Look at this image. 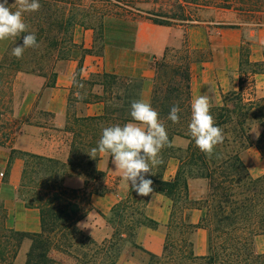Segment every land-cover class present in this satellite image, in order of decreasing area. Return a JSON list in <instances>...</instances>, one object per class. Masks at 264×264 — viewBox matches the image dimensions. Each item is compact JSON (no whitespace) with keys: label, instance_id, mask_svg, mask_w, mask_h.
<instances>
[{"label":"trees","instance_id":"16d2710c","mask_svg":"<svg viewBox=\"0 0 264 264\" xmlns=\"http://www.w3.org/2000/svg\"><path fill=\"white\" fill-rule=\"evenodd\" d=\"M234 1L93 0L86 5L83 0H39L40 10L24 13L23 18L28 31L35 33L37 42L42 40L53 49L59 48L57 61L76 60L75 55L79 54L76 80L81 75L85 57L94 54L97 40L111 38L113 32H117L127 34L120 39L125 44L127 40H133L136 26L142 20L163 27L185 26L198 21L196 12L201 8H229ZM158 4L161 5L159 9L141 8V5ZM78 27L92 32L91 48L75 43L73 33ZM246 52L244 64L250 67L251 75L264 74V64H251L248 50ZM18 61L13 60L9 65L14 74L36 73L45 78V87L54 86L56 72L50 82L47 70L23 69ZM191 63L185 43L181 49L166 48L160 59L153 57L149 64L154 76L148 103L159 113L170 142L178 136L189 143L182 155L173 146H165L160 153L162 163L153 169L155 175H146L153 181L154 194H161L171 202L161 253L151 254L135 243L134 248L147 255L145 264H264V252H257L254 248L255 239L264 235V174L251 176L238 154L221 158L213 151L208 156L195 145L188 129ZM240 67L242 69V63ZM5 68L0 66V73ZM11 78L0 79V83H8ZM97 78L96 85L101 87V94H91L84 103H101V114L78 116L70 113L67 106L64 130L72 137L67 163L18 152L24 159L17 196L25 208L39 211L40 231L28 234L7 228L5 209L0 202V264H17L16 258L24 239L32 242L25 264H66L53 259L50 255L54 253L66 256L67 264H119L120 252L117 250L121 242L134 237L140 227H158L156 221L145 215L152 195L142 197L131 188L104 217L112 229L109 238L98 243L77 227L91 209V196L103 191L90 189L88 177L83 189H67L62 185L63 178L66 174L81 175L76 165L80 156L83 154L89 160L88 153L97 147L103 128L132 121L131 104L141 101L142 85L130 87V78L107 72L97 74ZM241 91L239 88L237 93L222 95L219 105H210L211 114L220 128L234 125L239 139L254 146L264 159V97L245 99ZM174 105L181 109L180 121L176 124L167 119ZM256 128L259 137L253 141L251 132ZM14 137L9 128L1 132L0 146L11 149ZM225 143L235 144L236 138ZM171 158H177V170L172 179L165 180L163 172ZM95 160H99V153ZM95 174L100 175L94 169L90 179ZM196 179L205 180L206 191L203 197L193 200L189 181ZM194 209L203 211L197 224L189 221V213ZM198 229L207 232L206 253L202 256L194 253L192 236Z\"/></svg>","mask_w":264,"mask_h":264},{"label":"crops","instance_id":"0c3cea01","mask_svg":"<svg viewBox=\"0 0 264 264\" xmlns=\"http://www.w3.org/2000/svg\"><path fill=\"white\" fill-rule=\"evenodd\" d=\"M197 24L206 23L197 22ZM210 24L223 25V23H218V19ZM237 25L240 28L216 29L218 33H222L223 38L218 45L213 46V50L217 55L213 56L212 63L200 62L199 65H194L191 58V102L200 95H207L210 105H219L222 101V95L237 93L239 92V88H241L244 96L247 95V91L251 90L257 97H264V74L251 75L250 71H245L240 67V48L242 42L239 41V34L242 33L245 25L248 24L238 22ZM255 27L251 31L252 39L249 44V61L251 64H264V14L261 15L259 23ZM84 32L86 37L92 35L91 31ZM140 34L139 32V38H137L139 49L151 51L152 55L159 56L161 53L160 48L156 47L152 42L140 45ZM205 34V29L201 26L189 27L187 38L190 53L205 51L207 49ZM236 36H238L237 39ZM86 40L83 46L89 49L92 46V42ZM74 41L75 43H81L77 39ZM90 58L91 56L85 57L83 68L86 67V62ZM58 66L53 87H45L46 80L43 77H29L26 75L22 77L17 76V82L15 81L13 84V90L15 91L21 85L20 82L27 84L29 87L14 114L17 121H20L22 124L14 133L15 137L12 141L11 149L0 146V170H2L0 173H3V170L8 168L6 179L0 183V202L5 209L6 227L20 233H38L40 231V215L36 209L25 208L23 202L17 196L23 161L16 157H13V160H11V151L39 155L62 163H67L69 157L70 134L65 132L64 129L68 97L73 88L77 62L71 60L59 63ZM143 79V83L141 84V100L148 102L153 86L152 75H145ZM97 87L99 92L97 91L95 94L100 95L101 87L99 85ZM34 109L47 113L49 116L51 114L49 121L51 125L27 123L25 120L31 116ZM85 110V116H96L102 113L103 105L101 103L88 104ZM188 143L187 139L178 136H174L171 140L173 148L179 155L185 153ZM112 159L110 154L99 153V160L96 162L95 170L103 179L101 183V191L103 193L91 196L89 200L90 211L84 219L77 223V225H81V227L77 226L80 230L97 242H101L109 237V230L104 217L109 214L113 205L123 198L122 196L128 190L122 183L121 174L115 171ZM177 165V158L168 160L166 169L163 172L165 180H170L174 177ZM86 180L87 177L85 175L66 174L62 180V185L67 189L80 190L85 187ZM94 183H88V187L93 189L98 185L97 182ZM194 183L195 185H203V180H190L189 186L194 185ZM199 198V196H193L191 199L197 200ZM170 209L171 202L168 198L161 194H153L146 206L145 215L156 221L158 227L156 229L147 227L137 229L134 235L135 244L151 254L159 255L162 251ZM202 216L203 211L191 210L189 221L192 224H197ZM193 235L194 253L195 255L202 256L206 253L205 250H202V245L205 238L207 239V232L204 229H198ZM31 244V240H23L21 251L16 258L17 264H25Z\"/></svg>","mask_w":264,"mask_h":264},{"label":"rangeland","instance_id":"374dc122","mask_svg":"<svg viewBox=\"0 0 264 264\" xmlns=\"http://www.w3.org/2000/svg\"><path fill=\"white\" fill-rule=\"evenodd\" d=\"M83 1L84 4L90 5L93 0ZM167 1L171 2L173 0H158L159 3H167ZM0 2H3V0H0ZM234 2L235 3H233L229 8L225 7L218 9L211 6L208 8H201L199 11H197V22H204L206 24H197V22H194L185 26L163 27L153 25L147 20H142L136 26L137 28L133 40H127L125 44L121 43L120 41L122 37L127 36V34L124 33L121 34L113 32V36L111 35V38L104 39L103 41L97 40L96 44H94V54L86 62V67L83 68L80 77L76 80L74 77L73 88L68 97V107L70 109V113H74L78 116L86 114L85 109L88 104H85L84 101L88 99L91 94H95L97 91L99 92L97 89L98 85H96V83L98 82L97 74L100 72L117 74L121 78H130L131 81L129 82L130 87L132 88H136L138 85H141L145 75H152L153 79L154 71L149 65L153 57L160 59L166 48L181 49L185 43L188 47L189 43L187 38V30L191 26H201L205 29L206 33V42L208 46L207 49L205 51L189 52L194 65H199L200 62L212 63L213 56L217 55V53L213 50V46L218 45L223 36L221 35L222 33H218L216 29L240 28L237 25L238 22L247 23L248 25H245L242 33L239 34V41L242 42L240 48V60L242 63V69L245 71H250V67L244 64V61L246 60L245 55H248L246 52L247 50L248 53L250 52L249 44L251 43L252 39L251 31L256 28L255 25L259 23L261 15L264 14V0H236ZM14 3L15 0H8V5H12ZM160 6L161 5L159 4L156 6L141 5V8L144 10H151L153 8L159 9ZM12 10L15 11L16 8L12 7ZM216 19H218V23H223V25L210 24ZM139 32L141 33L139 39L140 45L152 42L156 47L160 48L161 53L159 56L152 55L151 51H142L139 49V46H137ZM22 36L23 35H20L14 39L9 38L4 41H0V66L7 67L1 71L0 79L4 81L7 76H9V78L12 77L8 83H0V133L4 132L8 128L12 130V133H15V131H17L22 124L20 121H17V119L14 117V114L29 86L20 82L21 85L17 87L16 91L13 90V84L16 81L17 76H37L36 73L30 74L18 72L14 74V72L10 70L11 68L9 65L11 62L13 60H19L18 64L23 69H34L36 71L47 70L45 72H47V78L50 82L53 78L52 74L54 72L57 73L59 68L58 64L67 62L57 61L56 55L59 48L53 49L42 40L37 42L39 47L26 48L22 57L17 59L11 53L12 49L16 45L22 44ZM231 38H233V36H231ZM237 38L238 36H236V39ZM73 39L81 41L80 44L82 45L85 44L86 39V41H91L93 44V34L86 37L85 32L79 27L74 30ZM75 56L76 60L72 61L77 62L79 54L77 53ZM246 94L247 95L244 96L245 99L257 97V95L253 94L251 90L247 91ZM50 118L51 114L49 116L47 113H43L34 109L31 116H29L25 121L27 123L33 124L44 123L46 125H51V123H49ZM2 125L4 127H1ZM221 129L223 130L224 141L223 143L215 146V155L219 154L221 158H226L230 154H238L251 176L258 177L264 174V159L261 158L259 152L254 146H249L245 140L239 139L236 127L231 124L223 126ZM69 138L71 144V135H69ZM233 138H236V143L226 145L225 142L229 143ZM255 138L256 133L251 132V139L254 141ZM13 157L20 158L22 161L24 159L23 156L17 152H11V160H13ZM97 158L98 154L95 158L90 156V159L87 160L82 154L78 159V162H76V165L80 168L82 172L81 175L88 177L89 184L97 182L98 185H96V187L93 189L101 191V183L103 182V179L100 177V175L95 174L93 175V178L90 179V174H92L95 169L97 162L95 159ZM7 170L8 168L3 170L4 175L3 177H0V183L6 179ZM205 191V180H203V185H195L194 183V185L189 186L191 198H193V196H199L201 198L204 196ZM107 227L110 237L112 234V229L110 226H108V224ZM192 239L194 242V235L192 236ZM134 243L135 239L132 237L119 244L117 250L120 252L119 264H145L147 262V255L135 249ZM206 243L207 242L205 238V241L202 245V250L206 251ZM254 248L257 252H264V235H260L255 239ZM50 256L62 263H69L68 258L61 254L54 253Z\"/></svg>","mask_w":264,"mask_h":264},{"label":"clouds","instance_id":"9594fccd","mask_svg":"<svg viewBox=\"0 0 264 264\" xmlns=\"http://www.w3.org/2000/svg\"><path fill=\"white\" fill-rule=\"evenodd\" d=\"M12 7L16 10L13 11ZM40 8L39 0H15L12 5H8V0L0 2V41L28 33L22 36V44L12 49L11 54L17 59L22 57L26 48L39 47L36 35L28 31L23 15L37 12ZM210 107L207 95L194 98L188 125L195 145L208 156L212 155L215 146L224 141L223 130L216 125ZM180 112L179 106H172L167 119L173 124L179 123ZM130 116V122L103 128L97 147L91 148L88 154L92 158L98 153L110 154L115 171L121 174L123 185L137 195L147 197L154 194V189L153 181L147 179L146 175H155L153 169L162 163L161 150L172 145L165 124L150 103L142 100L132 102ZM257 128L252 132L258 138ZM77 226L81 227L80 224Z\"/></svg>","mask_w":264,"mask_h":264},{"label":"built area","instance_id":"2783aa9c","mask_svg":"<svg viewBox=\"0 0 264 264\" xmlns=\"http://www.w3.org/2000/svg\"><path fill=\"white\" fill-rule=\"evenodd\" d=\"M3 175H4L3 173H0V177H3Z\"/></svg>","mask_w":264,"mask_h":264}]
</instances>
